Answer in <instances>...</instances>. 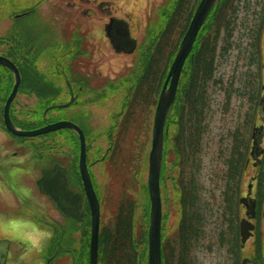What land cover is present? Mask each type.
Returning <instances> with one entry per match:
<instances>
[{
  "label": "flooded vegetation",
  "instance_id": "obj_1",
  "mask_svg": "<svg viewBox=\"0 0 264 264\" xmlns=\"http://www.w3.org/2000/svg\"><path fill=\"white\" fill-rule=\"evenodd\" d=\"M200 1L22 0L20 3L21 0H15L13 4L0 0V60L11 62L19 73L17 92L10 106L11 121L16 125L18 118H21L11 114L13 105L16 110L24 112L49 108L46 115L40 117L43 126L58 121L75 123L85 137L93 136L94 142L109 144L104 150V158H107L105 164L106 167L109 166L108 155L114 147L113 143L127 136L126 130L135 125V120L140 125H145L146 122L149 125L151 121L152 135L158 97L167 76L166 58H172V61L175 58ZM251 1L254 4L256 32L262 35L264 0H235L234 10H229L226 16L227 20H231L229 30L240 10L244 8L246 12L249 11ZM250 13L251 11L248 15ZM211 14L212 11L204 25L207 31L212 28ZM71 15L86 23L70 22ZM39 19L42 23H39ZM229 33L222 26L217 41V59L225 58ZM221 41H224V45H220ZM196 42L192 51L193 58L196 55ZM112 58H126L129 63H124L115 71L110 65L101 68V65ZM157 81L159 89H156ZM211 82L202 92V106H206L205 110V97ZM14 84V73L0 65V200L19 209L21 197H16V187L20 183L21 171L16 148L20 146L13 142L15 150L6 156V140L11 141L3 131L4 106ZM260 89L264 92L263 86ZM71 100L73 101L68 107H60ZM60 110L63 112L60 113ZM257 126L260 124L257 123ZM64 134L67 138L77 139L76 134L69 129L62 130V135ZM149 136L148 131L143 139L148 140ZM100 146L97 147V155ZM100 159L101 157L96 156L87 160L97 195L96 176L92 169ZM6 162L10 166L7 174ZM97 185L100 186V182ZM69 189L84 194L82 182L74 179L70 182ZM98 197L101 204V198L99 195ZM48 202L61 219H70L55 206L53 199H48ZM32 211L34 209L30 207V212ZM81 211L83 214L79 212L80 218L83 220L74 221L84 225V230L78 237L84 255L87 245L86 228L89 227L90 232L91 220L85 195ZM13 221L11 216H0V242L22 239L23 234L30 236L29 229L14 225ZM48 242H52L51 237ZM10 259L9 248L5 264H12Z\"/></svg>",
  "mask_w": 264,
  "mask_h": 264
},
{
  "label": "rangeland",
  "instance_id": "obj_2",
  "mask_svg": "<svg viewBox=\"0 0 264 264\" xmlns=\"http://www.w3.org/2000/svg\"><path fill=\"white\" fill-rule=\"evenodd\" d=\"M15 0H2V2L14 4ZM26 2V1H24ZM22 3V0L21 2ZM254 5L253 1L250 6ZM243 8V5H240ZM254 7H250L248 12L243 8L237 14L233 26L228 35V46L225 58L217 59V70L214 80L211 82L206 98L207 109L204 120V132L201 136L199 153L196 156L194 169V179L200 188L202 200L206 203L208 221L203 230V236L199 240L192 252L193 264H232L227 247L220 246L218 243L219 233L224 228L221 209L225 203L227 161L231 156V151L236 144L235 140H250L251 128L247 121L252 110L250 95L257 91L261 95V84L264 80V65L261 71L256 70L255 64L249 65V51L251 50L257 24L253 13ZM248 15V16H247ZM155 17V16H154ZM70 22L78 24L86 23L85 20L79 21L71 15ZM39 23L42 20L39 19ZM224 45V41L220 42ZM262 58L264 63V42L262 46ZM128 62L126 58H112L110 61L101 65V68L110 65L112 69L119 70L121 66ZM129 63V62H128ZM16 104V102H15ZM257 110V109H256ZM18 111L15 106L11 109V114L20 116L16 121V126L23 131H32L43 126L40 113L36 111ZM60 113L63 110L59 111ZM257 114V111H256ZM24 115V116H23ZM39 115V116H36ZM147 116V114H146ZM255 123L260 124L259 118L255 117ZM151 124L140 125L135 120V125L126 130V137L119 140L121 147V160L116 167L99 163L93 167L92 171L96 176V189L102 200L101 221L102 225L108 222L112 216V211L117 207L119 194L124 191L123 185L138 182L142 187L147 181L148 162L144 156L150 151L151 144ZM5 131L6 156L14 152L13 142L20 148H16L17 158L20 161L19 170L21 171L20 183L16 187V197H21V207L19 209L9 206L5 201L0 200V216H11L12 223L18 227L29 229L30 236L23 234L22 239H10L12 264H44L45 258L51 257L54 252L45 258H41L47 250V240L51 237L50 247L56 251L51 264H87L85 256L82 254L80 244L77 239L84 230L83 223H78L71 219H61L55 212V208L50 205L45 196L41 195L35 185L42 170L53 166L72 169L76 160L77 144L74 139H68L62 132H54V135L63 137H53V134L37 137H14ZM149 131L148 140L143 138ZM124 135V134H123ZM238 135L237 137H235ZM16 138V140L14 139ZM66 138V139H65ZM57 139V140H56ZM90 138L87 137L89 143ZM144 140V141H143ZM45 143L50 145L41 148ZM87 143V144H88ZM264 143V142H263ZM91 147L88 152V160L97 156L98 148ZM107 145L102 144L105 148ZM93 149V150H92ZM144 149V153H142ZM136 151V166L134 153ZM133 157V159H132ZM131 161L129 162L128 160ZM144 159V162L142 163ZM139 160L141 164L139 165ZM122 162L126 163L125 166ZM142 166V167H141ZM5 164V174L9 169ZM135 170H137V175ZM246 175L241 187L242 194L247 191V184L255 175L256 169L249 164ZM100 182V186L97 183ZM170 184L168 181L167 185ZM255 184V182H254ZM166 185V186H167ZM163 190V187H162ZM254 191L252 196H254ZM144 194V191H143ZM140 193H136L139 199ZM163 197V194H162ZM7 199V198H5ZM238 199V198H237ZM34 211L30 212V207ZM169 208V217L163 221V235H171L178 223L176 207L171 202L164 201L163 210ZM204 210V209H203ZM241 217H244V209L241 207ZM264 243V224L261 226ZM50 235V237H49ZM75 236V237H74ZM28 237V241H27ZM87 238V236H86ZM24 239V240H23ZM252 241L250 239L243 251L246 254L252 252ZM87 248V247H86ZM88 251V249H87ZM60 255V256H59Z\"/></svg>",
  "mask_w": 264,
  "mask_h": 264
},
{
  "label": "trees",
  "instance_id": "obj_3",
  "mask_svg": "<svg viewBox=\"0 0 264 264\" xmlns=\"http://www.w3.org/2000/svg\"><path fill=\"white\" fill-rule=\"evenodd\" d=\"M235 0H221L218 8L212 11L211 31L202 30L199 33L195 47V56L189 58L182 70L178 85L176 101L168 120V134L165 137L166 151L164 154L161 187L164 201L171 202L176 207L178 223L171 235H162L161 259L162 264H193L192 252L196 243L201 240L203 230L208 221L206 203L202 200L200 188L194 179L196 156L199 153L201 136L204 132L206 106H202L204 87L214 80L217 70V41L222 26L229 30L231 20H227L229 10L233 11ZM264 23V19L262 25ZM203 34L202 36H200ZM260 32L254 33L252 52L249 54V65L255 64L260 70L264 63L260 57L262 52ZM172 58H166V72ZM142 85H140L141 87ZM157 81L156 89H159ZM205 93V90H204ZM260 93L250 95L252 110L247 121L251 128L255 121L256 109ZM206 98V97H205ZM47 105V103H45ZM206 105V104H205ZM36 113L43 115V110ZM58 137V135H54ZM236 135L235 137H237ZM76 160L71 174L81 183L78 171L79 141L75 140ZM251 139H236L231 156L227 161L225 203L221 209L224 228L219 233L218 243L227 247L232 264H240L244 256L253 260H264V243L262 225V210L264 207V154L259 167L256 169L255 194L256 216L254 219L256 230L252 241V252L246 254L240 247L239 220L241 205L238 202L241 187L246 175V162L249 157ZM116 141L109 156V166L116 167L121 158V147ZM88 143V142H87ZM44 144L41 148L48 147ZM92 144H87L88 152ZM144 153V149L142 150ZM136 166V151L133 152ZM102 155V153H101ZM133 159V157H132ZM105 160V159H104ZM101 160L100 162H103ZM129 162L131 161L128 160ZM141 160H139V165ZM125 166L126 163L122 162ZM142 167V166H141ZM74 170V171H73ZM136 177L137 170H135ZM168 181L170 184L167 185ZM143 183V182H142ZM167 185V186H166ZM123 185L124 191L119 194L117 207L112 211V217L102 225L99 236L98 257L99 264H148V238L150 202L147 184L142 188L137 181ZM144 191V194H143ZM136 193H140L139 199ZM204 209V210H203ZM170 215L169 208H165L163 220ZM89 238V234L87 235ZM88 244V243H87ZM88 263V258L86 259Z\"/></svg>",
  "mask_w": 264,
  "mask_h": 264
},
{
  "label": "water",
  "instance_id": "obj_4",
  "mask_svg": "<svg viewBox=\"0 0 264 264\" xmlns=\"http://www.w3.org/2000/svg\"><path fill=\"white\" fill-rule=\"evenodd\" d=\"M219 2L220 0H201L193 17V20L180 44L177 55L168 71L165 84L162 87L159 95L153 124L151 151L149 154L148 194L150 198V224L148 229V264H161L162 204L160 195V175L163 158L165 133L164 128L166 120L168 118L170 110L174 105L179 78L187 57L192 51L194 42L197 38V34L200 28L204 25V22L208 17L211 9L218 5ZM192 59L193 58H191V60ZM0 65L9 68L15 76L13 91L7 99L4 107L5 126L9 132L18 137H37L67 128L74 131L78 135L80 142L79 173L84 185V192L88 199L91 211L89 264H97L100 205L93 188L91 177L88 172V166L86 162V143L83 132L78 126L71 122H57L32 131H23L14 126L10 119L9 110L11 102L13 101L17 92L19 84V74L16 67L7 60H0ZM67 106H69V104L66 105V107ZM260 106V115L264 119V97L260 102ZM263 130V126L259 128L254 127L252 129V147L250 156L255 160V163L253 164L254 167H257L261 164V160L259 159V157L264 152L263 148L261 147L264 136ZM37 186L42 194L46 195L49 199L54 200L55 206L61 211L63 215L82 220V218H80L79 212L81 210L83 195H81V193L79 192L68 190L69 178L67 170L60 168L57 165L51 169L43 170L42 177L37 181ZM251 193L252 184L250 183L248 185L247 195L239 200L240 204L246 209L245 218H242L239 222L241 248H243L245 243L250 239V237L253 236V232L255 230V224L251 221L256 216V200L251 197ZM262 218L264 220V209L262 212ZM8 249V241L0 242V264H5ZM241 264H264V261L258 262L250 260L248 258H244L241 261Z\"/></svg>",
  "mask_w": 264,
  "mask_h": 264
}]
</instances>
